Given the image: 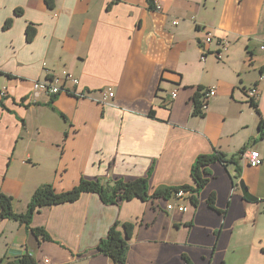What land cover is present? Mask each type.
Returning a JSON list of instances; mask_svg holds the SVG:
<instances>
[{
  "label": "crops",
  "instance_id": "obj_1",
  "mask_svg": "<svg viewBox=\"0 0 264 264\" xmlns=\"http://www.w3.org/2000/svg\"><path fill=\"white\" fill-rule=\"evenodd\" d=\"M50 2L0 0V193L15 213L26 211L40 178L62 193L81 180L112 185L150 173L151 195L193 186L200 155L256 150L262 163L240 159L238 178L233 163L208 165L183 213L167 212L161 198L104 204L85 192L34 213L29 228L47 241L0 219V261L31 253L36 264H115L96 247L128 223L123 264H264V137L246 94L258 89L264 122V0ZM63 71L78 79L69 92L31 90ZM104 89L114 93L107 104ZM195 96L208 104L203 117L193 114ZM241 180L256 202L245 200Z\"/></svg>",
  "mask_w": 264,
  "mask_h": 264
},
{
  "label": "trees",
  "instance_id": "obj_2",
  "mask_svg": "<svg viewBox=\"0 0 264 264\" xmlns=\"http://www.w3.org/2000/svg\"><path fill=\"white\" fill-rule=\"evenodd\" d=\"M152 4V0H148ZM47 6L51 5L50 0H45ZM27 36L32 34V29L27 27ZM203 102L197 100L194 97V109L193 114L196 116L203 117L202 111L208 106L205 102V98L202 96ZM251 108L258 118V132L261 138L264 137V122L260 117L258 112V105L255 101L250 100ZM61 118H64L61 115ZM245 149H240L233 157L229 160H225V156L221 152H214L212 155H200L197 157L193 166L191 167V178L193 180V186H175V187H159L153 194L149 195L148 192V176L144 178H139L137 180H132L129 182L116 181L112 185H104L99 181H87L81 180L79 184L73 189H69L62 193H57L51 184H45L39 186L38 189L32 194L30 202L26 211L24 213L17 214L13 211V201L9 196L0 193V219H9L13 221H18L19 224H23L24 227L32 232V234L39 238L40 240L47 241L50 239L49 235L40 227L29 228V224L32 221L34 213L38 208L45 206L58 205L67 202L73 203L78 199L82 193H96L104 204L118 203L121 201H127L130 199H138L145 201L146 199L161 198L165 201L169 200L173 194L179 190L190 191L193 193V197L190 198V202L195 206L196 197L198 193L204 188L206 182L208 181L204 175L208 174L207 167L216 162H221L223 164L233 163L235 168L234 178L240 177L241 170L237 161L241 159L242 153ZM210 208H213L214 201L213 198L207 200ZM116 224L112 226L104 240H100L96 249L97 251L108 257L115 264H123L128 251L127 241L131 237L132 224H123L122 231L116 230ZM264 251V250H263ZM0 264H36L34 258L29 255V253L23 254L14 261H0Z\"/></svg>",
  "mask_w": 264,
  "mask_h": 264
},
{
  "label": "built area",
  "instance_id": "obj_3",
  "mask_svg": "<svg viewBox=\"0 0 264 264\" xmlns=\"http://www.w3.org/2000/svg\"><path fill=\"white\" fill-rule=\"evenodd\" d=\"M159 9V7H156ZM176 24V22H175ZM212 35L207 33L202 41L204 45H208L212 42ZM201 43V44H202ZM222 50H225L227 43L224 41H220ZM201 47V46H200ZM202 54L205 55L206 50L204 47H201ZM260 50L264 51V47H261ZM214 56L217 60H221L222 53H215ZM78 85V79L70 72L63 71L61 74H55V79H51V83H44L43 80L34 82L31 85V90L33 92H44L49 96H56L61 93L69 92L72 86ZM215 89H211L206 92L205 97H214ZM258 89L256 87H252L248 92H246L249 100L255 101L257 97ZM1 97L7 96L6 89L0 91ZM81 96V94L79 95ZM114 97V93L111 89H104L100 91V99L101 102L107 104ZM176 97V90L171 92V98ZM241 159L247 161L248 165L251 167H258L262 163V159L260 158L259 152L256 150H245L241 155ZM193 197V193L190 191L179 190L173 196L167 200L165 204V210L167 212L178 211V213H183L188 210V205L190 204V198ZM31 255V253H29ZM32 256V255H31ZM47 261V260H46Z\"/></svg>",
  "mask_w": 264,
  "mask_h": 264
},
{
  "label": "water",
  "instance_id": "obj_4",
  "mask_svg": "<svg viewBox=\"0 0 264 264\" xmlns=\"http://www.w3.org/2000/svg\"><path fill=\"white\" fill-rule=\"evenodd\" d=\"M241 194L243 195V197L245 198L246 201H257L258 198H256L254 195H252L247 187L244 185V182L241 180L239 181V183H237Z\"/></svg>",
  "mask_w": 264,
  "mask_h": 264
},
{
  "label": "rangeland",
  "instance_id": "obj_5",
  "mask_svg": "<svg viewBox=\"0 0 264 264\" xmlns=\"http://www.w3.org/2000/svg\"><path fill=\"white\" fill-rule=\"evenodd\" d=\"M259 138H260V135H259ZM239 147H241V146H239ZM46 181H47V180H45V179H41V178L38 179V183H39V182H40L41 184L44 183V185H45V183H47ZM35 182H36V179H34V183H35ZM29 184L31 185V184H33V183H30V180H27L26 184L24 185V188L28 189V188L30 187ZM41 184H39V185L36 186V187H33V188L35 189V191H36V189H38L39 186H42V185H43V184H42V185H41ZM33 188H32V189H33ZM35 191H34V192H35ZM32 194H33V193H32Z\"/></svg>",
  "mask_w": 264,
  "mask_h": 264
},
{
  "label": "bare ground",
  "instance_id": "obj_6",
  "mask_svg": "<svg viewBox=\"0 0 264 264\" xmlns=\"http://www.w3.org/2000/svg\"><path fill=\"white\" fill-rule=\"evenodd\" d=\"M51 79H55V75ZM51 79H50V81L45 82V83H51Z\"/></svg>",
  "mask_w": 264,
  "mask_h": 264
}]
</instances>
